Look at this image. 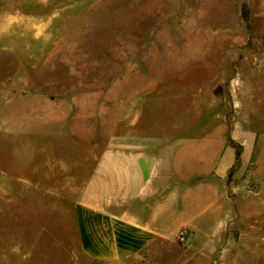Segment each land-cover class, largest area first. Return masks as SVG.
Here are the masks:
<instances>
[{
	"label": "crops",
	"instance_id": "1",
	"mask_svg": "<svg viewBox=\"0 0 264 264\" xmlns=\"http://www.w3.org/2000/svg\"><path fill=\"white\" fill-rule=\"evenodd\" d=\"M207 8L197 1L188 18H211ZM59 9L3 13L0 4V138L25 136L31 144L25 154L31 164L0 168V176L35 181L34 136H50L42 150L59 153L43 175L83 184L73 194L74 224L90 264H264V175L255 187L229 180L235 152L229 148L227 157L220 156L224 138L211 140L208 126H179L171 107L158 109L164 98L178 97L160 73L122 79L137 86V94L116 102L109 97V79L82 78L97 70L98 59H87L97 34L81 27L68 31ZM209 36L188 31L186 58L182 54L179 61H202L198 74L206 81ZM67 51L75 53L72 62ZM103 65L109 66V57ZM146 68L152 69L137 63L138 71ZM176 69L168 63L158 68ZM67 83L74 88L67 90ZM35 86L42 87L40 94ZM114 118L120 119L116 127L109 123ZM183 229L188 232L181 242Z\"/></svg>",
	"mask_w": 264,
	"mask_h": 264
},
{
	"label": "rangeland",
	"instance_id": "2",
	"mask_svg": "<svg viewBox=\"0 0 264 264\" xmlns=\"http://www.w3.org/2000/svg\"><path fill=\"white\" fill-rule=\"evenodd\" d=\"M197 1L208 7L211 18H194V22L188 18V7ZM0 4L3 13L36 14L42 6L57 13L60 8L68 31L81 27L96 33L97 38L92 39L96 47L87 59H98L97 70L83 72L81 77L109 79V97L115 102L122 95L137 94V86H127L122 79H146L160 73L174 84L171 92L177 91L178 97L168 94L158 109L162 112L171 107L177 114L172 121L179 126H208L211 140L221 142L224 138L220 156L227 157L229 148L235 152L234 143L241 144V158L233 159L227 176L246 187L259 185L264 175V166L256 163L264 164V0H0ZM192 30L210 33L209 81L199 77L202 61L189 58L179 62L182 54L186 56L182 52L189 41L186 33ZM66 53L72 62L75 53ZM107 57L109 66L103 65ZM8 58L14 64L13 56ZM138 62L152 69L138 71ZM163 63L180 69L159 71ZM37 75L40 79L41 71ZM66 85L67 90L74 88ZM41 91V86L34 87L35 95ZM119 122L109 119L114 127ZM49 137L34 136L31 159L35 181H8L12 177L0 176V264H90L80 251L74 224L73 194L83 184L68 181L67 176L43 175V167L59 153L42 150L43 142H51ZM30 147L25 136H2L0 168L31 164L25 155Z\"/></svg>",
	"mask_w": 264,
	"mask_h": 264
},
{
	"label": "trees",
	"instance_id": "3",
	"mask_svg": "<svg viewBox=\"0 0 264 264\" xmlns=\"http://www.w3.org/2000/svg\"><path fill=\"white\" fill-rule=\"evenodd\" d=\"M247 17V15L245 16ZM231 141H233L232 139H230ZM235 159L236 161H239L240 158H241V154H242V151H243V146L241 144H235Z\"/></svg>",
	"mask_w": 264,
	"mask_h": 264
},
{
	"label": "built area",
	"instance_id": "4",
	"mask_svg": "<svg viewBox=\"0 0 264 264\" xmlns=\"http://www.w3.org/2000/svg\"><path fill=\"white\" fill-rule=\"evenodd\" d=\"M187 232L188 231L186 229H183V230L180 231V233H179V240L181 242H184L186 240V238H187Z\"/></svg>",
	"mask_w": 264,
	"mask_h": 264
}]
</instances>
